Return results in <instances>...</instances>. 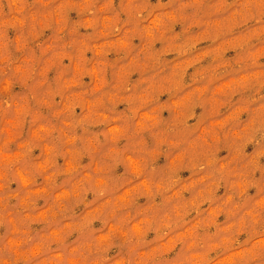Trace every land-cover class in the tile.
Listing matches in <instances>:
<instances>
[{
    "label": "clouds",
    "instance_id": "9594fccd",
    "mask_svg": "<svg viewBox=\"0 0 264 264\" xmlns=\"http://www.w3.org/2000/svg\"><path fill=\"white\" fill-rule=\"evenodd\" d=\"M0 264H264V0H0Z\"/></svg>",
    "mask_w": 264,
    "mask_h": 264
},
{
    "label": "rangeland",
    "instance_id": "374dc122",
    "mask_svg": "<svg viewBox=\"0 0 264 264\" xmlns=\"http://www.w3.org/2000/svg\"><path fill=\"white\" fill-rule=\"evenodd\" d=\"M223 154V153H222ZM185 175H186V173H185Z\"/></svg>",
    "mask_w": 264,
    "mask_h": 264
}]
</instances>
